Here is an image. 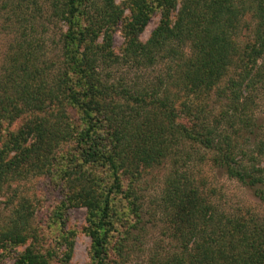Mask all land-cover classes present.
<instances>
[{"label":"trees","instance_id":"trees-1","mask_svg":"<svg viewBox=\"0 0 264 264\" xmlns=\"http://www.w3.org/2000/svg\"><path fill=\"white\" fill-rule=\"evenodd\" d=\"M2 1L18 32L0 74V196L48 175L63 198L44 219L60 242L44 247L37 204L12 188L0 251L29 242L14 264H50L61 244L67 262L74 231L63 214L84 206L87 264H127L142 250L146 222L173 250L154 248L139 264H264V129L253 112L264 85V0ZM145 70L157 75L140 83ZM200 148L252 190L262 212L219 211L212 192L189 181L181 166ZM169 160L159 196L146 204L143 173Z\"/></svg>","mask_w":264,"mask_h":264},{"label":"rangeland","instance_id":"rangeland-1","mask_svg":"<svg viewBox=\"0 0 264 264\" xmlns=\"http://www.w3.org/2000/svg\"><path fill=\"white\" fill-rule=\"evenodd\" d=\"M124 1L125 0H115V2L119 3L120 5H124ZM2 2L3 1L0 0V74L2 73V65L5 60H7V54L12 51V49L9 48L10 45L15 47L14 41L12 40L14 35H17L16 31L18 29V27H16L17 24H11L10 21H8L9 17L13 18L11 14L10 16L8 15V13L11 12V10L10 12L7 10L9 4L3 7ZM124 13L125 15H128L129 11L127 8H125ZM159 17L160 14L157 11L151 15L150 19L139 35V39L141 41H145L148 38L151 30L158 23ZM19 29L20 31H23L24 25L22 24ZM52 30L56 31V27H50L48 31L49 34L52 33ZM112 40L113 48L118 52L123 41V37L119 30L115 31ZM44 44L51 47L50 40L46 41ZM54 53L55 52H50L48 57L50 58V56ZM156 75L157 72L154 70H145L138 77V79H136L140 83L145 81L148 82L149 79H155L154 77ZM130 76H132V74ZM256 91V102L254 104L253 110L254 117L256 118V122H259L263 125L264 129V85H259ZM217 103L215 104V107L217 106ZM217 107H219V105ZM20 122V119L16 120L7 128H4V124L7 122H3L1 128L3 131H14L17 129ZM186 150H189V148L186 147ZM62 152L63 150H61V153ZM208 153L209 152L200 148L198 152H195L191 158L186 160L185 166H181V170H185V173L189 175L188 176L186 174L185 177L188 176L189 181L192 178L195 179L200 187L206 189V191L210 190L214 200L213 203L217 206L219 211H225L226 208H242V212H246L247 209L262 212L263 205L259 202L258 197L253 194L252 190L244 184L238 182L236 179L227 176L221 168L212 165L209 161ZM169 163L170 160L153 168H149L145 173H143L144 177L142 178L140 185V192L141 195H143L146 204H148L150 199L159 196L160 191L164 186L165 177L168 175L170 166ZM10 187H17L18 193L30 195L37 204L35 211L36 220H42V226H44V233H42L46 235V237H44L45 240H42L43 246H54L56 241L55 238H57V240L60 242V239L57 237L58 232H54V227H52L53 231L51 230V232L50 229H46L47 222H45L44 219H46V213L48 212V209L51 207L53 208L62 200L63 190L61 189V186L58 183L55 184L53 179H50V176L40 175L35 177H24L18 183L11 184ZM12 188L5 189L0 196V225L3 224V219L8 213V209L5 208L6 205L4 204V201L10 194H13V192H11ZM145 219H147V217ZM63 225L65 231H74L72 236V255L67 262L64 260L62 261V257L64 255L63 253L66 247L65 245L60 244L57 246V248H55L56 251L54 252V256L49 259V263L87 264L90 260L89 251L91 239L83 230L84 226L86 225V208L84 206H73L68 208L63 214ZM145 227L146 232L143 239L144 243L142 250L136 252L127 264L141 263V261L145 260L146 257L150 255L154 248L164 253L166 251L173 250V246L167 243L165 235L160 232L159 226H157V224L155 225L151 222H146ZM28 243L18 246H11L10 244H7L5 246V250L2 252L0 251V264H14L17 255L26 248ZM158 243L160 246H158ZM39 249L43 252L47 250L46 248Z\"/></svg>","mask_w":264,"mask_h":264}]
</instances>
